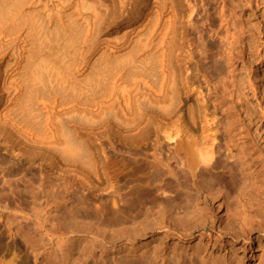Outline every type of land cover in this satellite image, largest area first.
<instances>
[{"label":"rangeland","instance_id":"374dc122","mask_svg":"<svg viewBox=\"0 0 264 264\" xmlns=\"http://www.w3.org/2000/svg\"><path fill=\"white\" fill-rule=\"evenodd\" d=\"M189 1L194 6L188 27L191 64L197 67L188 72L194 80L190 101L196 96L204 99L208 112L215 108L210 124L216 128L217 144L210 166L199 165L192 181L205 184L211 178L213 190L221 193L225 186V194L231 197L237 191L231 189L226 169L232 166L227 171L239 177L233 165H238L240 146L246 152L248 147L252 149L250 153L255 149L251 158L260 155L259 161L264 162V19L251 21L258 53L251 52L249 57L254 56L247 54L232 64L229 58L236 53L233 43L240 22L237 10L228 0ZM239 86L243 91L238 99ZM126 100V105L121 100L120 107L105 109L104 120L98 122L102 125L97 124L99 129L87 136V146L99 160L94 171L74 160L67 163L56 149L22 143L20 147L10 136H0V264H213L208 259L204 263L187 249L188 244L205 242L200 232L216 236L210 223L182 239L165 237L167 227L181 230L184 224L179 223L202 206H193L194 194L187 201L186 192L197 190L182 183L190 172L185 164L177 169L175 142L157 130V121L161 116L165 119V98L155 102L132 93ZM256 161L262 174L257 183L262 185L264 163ZM165 164L175 169L181 184ZM108 176L115 178L118 188L102 192L99 187ZM198 191L205 194L206 187ZM112 198L117 202L112 204ZM221 201L214 210L225 219V207L218 206ZM229 206L235 208V201ZM255 235L253 240L226 237L219 243L225 249L233 247L234 257L241 259L239 264H264V234ZM180 245L185 246L184 251H172ZM207 253L216 254L212 245Z\"/></svg>","mask_w":264,"mask_h":264},{"label":"bare ground","instance_id":"6f19581e","mask_svg":"<svg viewBox=\"0 0 264 264\" xmlns=\"http://www.w3.org/2000/svg\"><path fill=\"white\" fill-rule=\"evenodd\" d=\"M228 1L240 16L233 43L236 53L229 58L233 64L251 52L258 53L251 21L264 19V0ZM193 7L189 0H0V136H10L20 142V147L22 143L37 149H56L66 158L64 161L74 160L93 170L97 158L87 146V136L99 129L97 124L104 120L105 109L120 107L121 100L126 105L132 93L155 102L165 98V119L161 116L165 122L160 118L157 130L166 140L175 142L177 169L185 164L190 172L182 183L197 190L186 192L187 201L194 194L193 206L202 204L179 223L184 224L181 230L167 227L165 237L182 239L210 223L216 236L200 232L205 242L188 244L187 249L204 263L208 259L213 264H239L241 259L234 257L233 247L225 249L219 242L226 237L253 240L255 232L264 234V180L258 185L262 174L257 169L259 163H255L260 155L251 158L256 150L250 153L252 149L247 146V157L249 153L241 144L244 147L240 146L238 165H233L239 177L227 171L232 166L226 167L231 189L237 191L231 197L225 194V186L221 193L214 191L211 178L205 184L192 181L199 165L210 166L217 145L216 128L210 124L215 108L208 112L204 99L196 96L190 101L194 80L188 72L197 68L191 64L188 38ZM239 87L236 94L232 92L238 99L243 91ZM69 163L72 166L75 162ZM165 165L181 184L175 169ZM244 176L250 178L243 180ZM115 184V178L108 176L99 189L108 191ZM203 186L206 193L200 195L198 188ZM112 199V204L117 202ZM220 199L218 206L225 207V219L214 210ZM233 201L236 206L231 209ZM211 245L216 251L212 257L207 253ZM177 248L184 251L185 246H174L172 251Z\"/></svg>","mask_w":264,"mask_h":264}]
</instances>
